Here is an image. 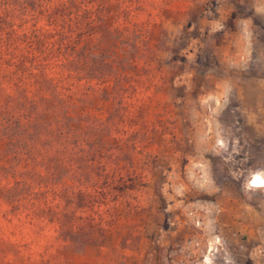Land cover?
<instances>
[{
	"label": "rangeland",
	"instance_id": "rangeland-1",
	"mask_svg": "<svg viewBox=\"0 0 264 264\" xmlns=\"http://www.w3.org/2000/svg\"><path fill=\"white\" fill-rule=\"evenodd\" d=\"M0 17V264H250L264 0H0Z\"/></svg>",
	"mask_w": 264,
	"mask_h": 264
},
{
	"label": "crops",
	"instance_id": "crops-1",
	"mask_svg": "<svg viewBox=\"0 0 264 264\" xmlns=\"http://www.w3.org/2000/svg\"><path fill=\"white\" fill-rule=\"evenodd\" d=\"M249 212L252 213L251 210H249ZM241 227L245 233H248L251 238L254 239L253 241L258 240L257 243L253 242L251 246H248L247 250H249V254L246 258L250 264H264V240L258 235V230L264 228V222L256 221L251 218L242 224Z\"/></svg>",
	"mask_w": 264,
	"mask_h": 264
},
{
	"label": "trees",
	"instance_id": "trees-1",
	"mask_svg": "<svg viewBox=\"0 0 264 264\" xmlns=\"http://www.w3.org/2000/svg\"><path fill=\"white\" fill-rule=\"evenodd\" d=\"M70 1H76V0H70ZM1 19H2V18L0 17V28H2ZM19 138L22 139L21 136H19Z\"/></svg>",
	"mask_w": 264,
	"mask_h": 264
}]
</instances>
